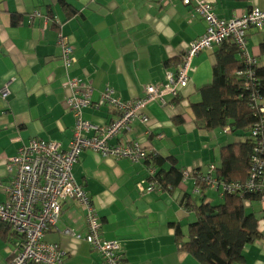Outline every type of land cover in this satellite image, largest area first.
<instances>
[{
    "label": "crops",
    "instance_id": "0c3cea01",
    "mask_svg": "<svg viewBox=\"0 0 264 264\" xmlns=\"http://www.w3.org/2000/svg\"><path fill=\"white\" fill-rule=\"evenodd\" d=\"M207 1L226 21L254 8L264 10V0ZM206 29L194 7L180 0L167 5L159 0H0V89L8 85L10 93L7 100L0 97V204L8 201L14 174L8 165L21 147L41 139L67 150L73 141L76 118L66 103L70 79L94 88L93 104L84 117L108 124L117 111L96 106L107 87L123 101L144 98L148 85L167 84V72L177 69L179 56ZM60 35L74 49L76 61L69 67ZM247 42L250 55L264 68V28H251ZM221 47L193 59L191 81L182 94L167 96V106L150 102L145 109L149 121H135L113 141L138 142L148 156L175 159L186 172L177 188L148 192L160 169L146 159L133 162L85 151L73 166L74 178L97 209L102 238L120 243L126 264H199L177 242V227L187 235L196 220L186 201L200 203L194 192L196 176L209 174L210 165L219 167L222 149L244 139L223 130L199 129L191 109L201 101L199 89L212 83L215 53ZM170 169L171 162L163 164L165 172ZM220 192L208 188L204 195L215 205L218 196L223 200ZM253 209L261 211L260 206ZM69 231L85 235L87 223L78 203L65 199L61 217L44 241L60 246L66 264H106L98 251ZM259 231L261 238L244 249L245 264H264V220ZM18 240L12 227L0 221V264H9Z\"/></svg>",
    "mask_w": 264,
    "mask_h": 264
},
{
    "label": "built area",
    "instance_id": "2783aa9c",
    "mask_svg": "<svg viewBox=\"0 0 264 264\" xmlns=\"http://www.w3.org/2000/svg\"><path fill=\"white\" fill-rule=\"evenodd\" d=\"M167 5L172 0H159ZM194 10L206 22L204 35L189 44L181 55L178 72L168 71L166 85L150 84L146 87V96L141 99L123 101L115 96V90L107 87L102 93L97 108L104 106L117 111V116L108 124H98L84 117V111L93 104L94 88L78 78L70 79V95L66 98L69 109L76 118L74 138L67 150L60 144L41 139H33L20 148L16 157L9 161L10 172L14 171L12 183L7 189L8 201L0 204V221L11 226L20 236L17 251L9 264H66L65 255L57 244L44 241L45 233L56 226L62 213V202L72 199L85 211L87 232L85 235L69 231L77 239L89 243L99 252L106 264H126L121 245L117 241H107L101 235V221L92 199L82 185L73 176V166L85 151L100 153L102 156L116 159L140 161L147 153L138 142L121 143L117 140L133 123L140 120L149 121L145 109L152 101L166 105L167 96L178 97L191 81L190 71L193 59L203 51L212 49L225 42L234 43L247 65L255 66L257 60L248 50L247 34L251 28H264V10L254 8L242 17L226 21L220 19L213 5L207 0H180ZM59 44L63 50L66 67L75 61L73 47L60 35ZM10 96L8 85L0 89V97L7 100ZM166 98V99H165ZM252 107V106H251ZM259 131V127H257ZM227 128L225 132H229ZM262 163L254 158L253 172L244 185L245 188L259 191L264 204V177L261 173ZM215 165H210L207 175L196 176L195 194L202 197L205 189L219 190L214 177ZM154 175V170L150 169ZM186 176V172H185ZM240 188L235 183L223 185L222 192L230 193ZM157 190L152 181L148 192ZM223 195V194H222Z\"/></svg>",
    "mask_w": 264,
    "mask_h": 264
},
{
    "label": "trees",
    "instance_id": "16d2710c",
    "mask_svg": "<svg viewBox=\"0 0 264 264\" xmlns=\"http://www.w3.org/2000/svg\"><path fill=\"white\" fill-rule=\"evenodd\" d=\"M215 57L212 83L200 88L201 101L191 104L195 123L206 131L229 128V133L244 139L223 148L221 164L216 166L214 177L223 194L222 203L213 205L204 194L198 196L199 204L186 201L185 207L196 220L189 224L187 235L177 227V242L180 250L199 264H245L244 249L261 238L259 222L264 220L262 194L244 186L253 172L254 158L261 161L264 177V68L247 65L237 46L229 41L222 44ZM181 61L179 56L174 74ZM145 159L160 169L151 178L157 190L177 188L185 178L175 159L158 154ZM167 161L171 169L165 172L163 164ZM231 183L240 188L222 192L223 185ZM254 206H260L261 211H254Z\"/></svg>",
    "mask_w": 264,
    "mask_h": 264
},
{
    "label": "rangeland",
    "instance_id": "374dc122",
    "mask_svg": "<svg viewBox=\"0 0 264 264\" xmlns=\"http://www.w3.org/2000/svg\"><path fill=\"white\" fill-rule=\"evenodd\" d=\"M217 199H218L219 201H216L215 205H219L220 203H222V201L220 200L219 196L217 197ZM221 199H222V198H221ZM101 224H102V223H101Z\"/></svg>",
    "mask_w": 264,
    "mask_h": 264
}]
</instances>
